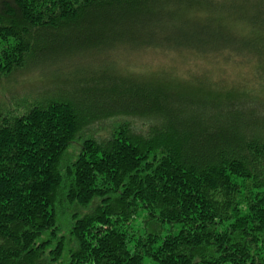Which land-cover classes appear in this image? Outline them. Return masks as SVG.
Instances as JSON below:
<instances>
[{
	"label": "trees",
	"instance_id": "1",
	"mask_svg": "<svg viewBox=\"0 0 264 264\" xmlns=\"http://www.w3.org/2000/svg\"><path fill=\"white\" fill-rule=\"evenodd\" d=\"M188 2L0 0V80L89 74L0 115V264H264V22Z\"/></svg>",
	"mask_w": 264,
	"mask_h": 264
},
{
	"label": "rangeland",
	"instance_id": "2",
	"mask_svg": "<svg viewBox=\"0 0 264 264\" xmlns=\"http://www.w3.org/2000/svg\"><path fill=\"white\" fill-rule=\"evenodd\" d=\"M192 3H196V5L192 7L198 8L199 10H201L202 7L210 8V5H214L213 7L216 6L225 15H228V17H234V19H238L240 22H244V18L246 17L245 22L255 23L251 26L252 32L262 31V23L264 22V0H189L188 4L191 5ZM244 23H239L238 26L242 27L246 25ZM247 30H250V27ZM156 59L157 56L148 55V58L145 57L140 61L138 67L130 68L132 69L131 72L134 74H142L145 72L143 67H145L146 63L148 62L153 65ZM224 71V74H220L221 71L218 69L217 77L223 75L222 77L228 78L231 82L238 76L240 71L246 73L247 69H238L225 65ZM87 76H89V74L76 73V75L70 77L67 74L61 75L56 72L55 69L47 66L29 64L25 68L0 80V115L5 114V111L8 109L14 111L19 110V107L22 109V106H24L23 104L27 101L31 104L35 97L42 95V93L44 94L46 92V94H49L47 92L50 91V89L52 90L50 93H59L62 92L61 90L63 89L64 92L59 95L65 94L68 96V94H73L74 90L68 89L67 87L78 86ZM124 121L129 122L131 126H134L139 131H144L148 128V122L145 120L124 117L98 122L96 123L97 126H93V128L100 133H102V131L99 130H106L107 132L108 130H112V126L116 123H122Z\"/></svg>",
	"mask_w": 264,
	"mask_h": 264
}]
</instances>
